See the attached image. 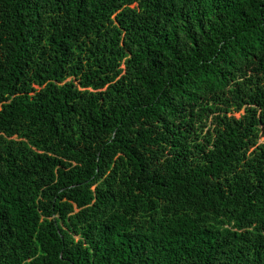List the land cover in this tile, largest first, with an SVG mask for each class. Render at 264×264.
<instances>
[{
	"label": "trees",
	"instance_id": "16d2710c",
	"mask_svg": "<svg viewBox=\"0 0 264 264\" xmlns=\"http://www.w3.org/2000/svg\"><path fill=\"white\" fill-rule=\"evenodd\" d=\"M0 264H264V0H0Z\"/></svg>",
	"mask_w": 264,
	"mask_h": 264
},
{
	"label": "rangeland",
	"instance_id": "374dc122",
	"mask_svg": "<svg viewBox=\"0 0 264 264\" xmlns=\"http://www.w3.org/2000/svg\"><path fill=\"white\" fill-rule=\"evenodd\" d=\"M240 114H242V111H240L239 113H236V114H233L235 117H239L240 116ZM263 139H261V141H262Z\"/></svg>",
	"mask_w": 264,
	"mask_h": 264
}]
</instances>
